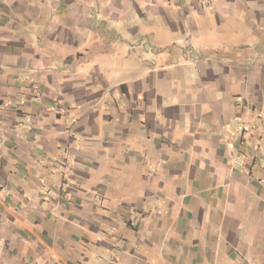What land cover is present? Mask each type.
<instances>
[{
	"label": "crops",
	"instance_id": "1",
	"mask_svg": "<svg viewBox=\"0 0 264 264\" xmlns=\"http://www.w3.org/2000/svg\"><path fill=\"white\" fill-rule=\"evenodd\" d=\"M263 114L264 0H0V264H264Z\"/></svg>",
	"mask_w": 264,
	"mask_h": 264
},
{
	"label": "rangeland",
	"instance_id": "2",
	"mask_svg": "<svg viewBox=\"0 0 264 264\" xmlns=\"http://www.w3.org/2000/svg\"><path fill=\"white\" fill-rule=\"evenodd\" d=\"M94 12H95V13H98V10L95 8V9H94ZM94 15H95V14H94ZM95 16H96V15H95ZM263 117H264V114H263ZM116 170H118V169H116ZM120 176L122 177V174H120ZM65 177L67 178V176H65ZM99 202H100V201H99Z\"/></svg>",
	"mask_w": 264,
	"mask_h": 264
}]
</instances>
